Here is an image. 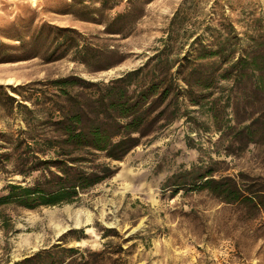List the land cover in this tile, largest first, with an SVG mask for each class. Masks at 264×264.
<instances>
[{
    "label": "rangeland",
    "instance_id": "obj_1",
    "mask_svg": "<svg viewBox=\"0 0 264 264\" xmlns=\"http://www.w3.org/2000/svg\"><path fill=\"white\" fill-rule=\"evenodd\" d=\"M72 38L108 59L91 71L74 61ZM158 52L181 78L192 65L209 78L208 87L193 86L197 103L182 83L177 118L120 161L98 155L96 163L115 173L76 203L26 208L0 201V264L54 244L81 248L68 254L74 264L82 254L90 264H264V85L248 67L240 80L235 71L220 77L241 57L264 63V0H0V200L10 184L34 186L57 171L40 163L53 153L34 140L41 126L29 131L35 115L6 93L22 100L14 89L28 97L45 87L19 86L71 74L108 82ZM210 170L254 201L228 203L200 189L199 175Z\"/></svg>",
    "mask_w": 264,
    "mask_h": 264
},
{
    "label": "trees",
    "instance_id": "obj_2",
    "mask_svg": "<svg viewBox=\"0 0 264 264\" xmlns=\"http://www.w3.org/2000/svg\"><path fill=\"white\" fill-rule=\"evenodd\" d=\"M131 14L133 9L118 17ZM64 31L74 32L72 29ZM76 41V38L70 41L73 59L83 63L91 71H95V65L108 59L102 49L88 44L80 46ZM222 51L220 49V52ZM155 60L157 63L153 64ZM165 63L158 52L140 67L127 70L108 82L93 81L71 74L19 86V89L38 84L45 87L32 89L28 97L14 89L22 100L32 101L34 109L28 108L22 100L6 93V99L11 104L25 108L26 114L35 115L32 120L26 122L29 131L41 126V132L34 140L43 147V153H53V156L40 160V163L47 169L53 166L57 171L49 170L50 174L43 175L34 186L10 184L8 195L0 201L17 203L26 208H33L34 204L51 206L76 203L81 192L112 177L115 173L113 167L108 163H96L98 155L103 154L110 161L122 160L140 146L145 138L177 118L180 98L185 88L182 83L194 103H197V99L192 94L193 86H209L210 80L202 76L199 65L190 66L181 78L180 71L171 72ZM247 67L255 83L262 87L264 63L257 57L239 58L231 63L220 77L230 79L236 72L232 77L235 81L240 80L245 75L242 70ZM51 89L54 92H50ZM36 94L40 96L35 98ZM37 111L41 112L42 116L38 117ZM4 137L6 134L0 132V142L5 141ZM2 159L3 155L0 154V162ZM89 164L92 166L88 167ZM1 167L0 164V170ZM34 169H40V166ZM225 180L230 178H214L210 170L200 174L195 185L200 189L214 191L220 199L228 203L241 197L254 201L237 182L233 181L232 188L227 182L224 183ZM71 231L83 233V229ZM77 239H80V236ZM80 252L82 250L78 247L66 248L62 244H54L13 264H74L73 260L67 262L68 254L75 255ZM94 254L102 256L105 251ZM82 258L76 264H90L83 254Z\"/></svg>",
    "mask_w": 264,
    "mask_h": 264
}]
</instances>
